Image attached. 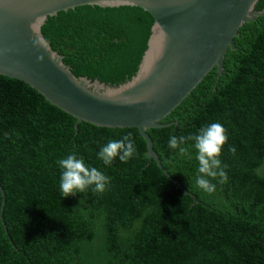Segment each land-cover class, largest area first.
I'll return each instance as SVG.
<instances>
[{
	"label": "trees",
	"instance_id": "16d2710c",
	"mask_svg": "<svg viewBox=\"0 0 264 264\" xmlns=\"http://www.w3.org/2000/svg\"><path fill=\"white\" fill-rule=\"evenodd\" d=\"M233 46L217 80L210 69L159 121L168 126L146 130L178 185L145 156L136 128H74L73 116L0 75V264H264V18L242 24ZM217 122L228 179L209 178L208 194L195 183V142L181 145L189 159L168 141ZM127 134L137 149L130 160L98 159ZM73 152L110 178L104 192L62 196L57 161Z\"/></svg>",
	"mask_w": 264,
	"mask_h": 264
},
{
	"label": "water",
	"instance_id": "95a60500",
	"mask_svg": "<svg viewBox=\"0 0 264 264\" xmlns=\"http://www.w3.org/2000/svg\"><path fill=\"white\" fill-rule=\"evenodd\" d=\"M261 18L264 0H0V75L74 128H136L145 156L178 185L146 130L168 126L159 121L210 69L217 80L238 28Z\"/></svg>",
	"mask_w": 264,
	"mask_h": 264
},
{
	"label": "clouds",
	"instance_id": "9594fccd",
	"mask_svg": "<svg viewBox=\"0 0 264 264\" xmlns=\"http://www.w3.org/2000/svg\"><path fill=\"white\" fill-rule=\"evenodd\" d=\"M187 140L194 141V148L197 151L196 160L198 161V173L196 185L208 194L215 192L216 185L211 179L220 178V183L227 182L228 176L224 170L227 166H222L220 156L222 155L223 146L227 143L228 136L224 126L217 122L212 123L199 130L195 136H171L168 141V147L179 149L181 155L191 156L188 150L181 147ZM135 141L131 134L124 135L119 140H109L108 143L101 147L97 156L105 165H111L115 158L121 162H127L136 153ZM229 151L235 154L236 148L231 147ZM57 164L63 169L60 177V190L63 197L74 196L79 192H88L92 188V193L104 192L110 178L104 175L96 167L89 166L83 158H79L75 152L61 158Z\"/></svg>",
	"mask_w": 264,
	"mask_h": 264
}]
</instances>
